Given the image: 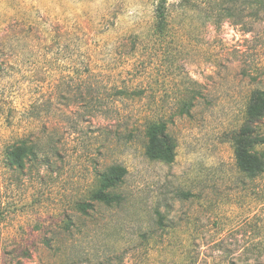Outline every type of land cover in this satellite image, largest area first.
<instances>
[{
	"label": "rangeland",
	"instance_id": "obj_1",
	"mask_svg": "<svg viewBox=\"0 0 264 264\" xmlns=\"http://www.w3.org/2000/svg\"><path fill=\"white\" fill-rule=\"evenodd\" d=\"M158 3L0 0V151L39 133L59 153L23 170L0 155V264H171L182 250L196 264H264V174L240 173L232 143L250 95L264 90V0H167L162 37L152 32ZM54 27L62 37L48 40ZM95 78L108 112L92 115L72 95ZM115 89L127 94L112 101ZM151 120L167 123L172 163L144 154ZM258 132L264 154V118ZM111 165L127 170L119 200L81 214ZM158 212L174 226L169 253L141 239L160 241Z\"/></svg>",
	"mask_w": 264,
	"mask_h": 264
},
{
	"label": "trees",
	"instance_id": "obj_2",
	"mask_svg": "<svg viewBox=\"0 0 264 264\" xmlns=\"http://www.w3.org/2000/svg\"><path fill=\"white\" fill-rule=\"evenodd\" d=\"M166 3L167 0H159L158 5L155 8L154 23L152 32L158 37H162L166 33ZM47 34L53 32V36L50 39H57V30L54 27L50 28ZM56 34V35H55ZM56 37V38H55ZM77 40H82L78 36L75 37ZM6 39L0 40V45L4 43ZM4 72V67L0 62V78ZM89 72V69H88ZM91 75L94 76L93 71ZM2 79V78H1ZM94 84L88 86L86 93L83 94L81 90L76 89L73 91L72 100L73 104L81 106L86 112L95 115L99 113H107L105 109L106 102L104 100V87L102 82L99 84L97 79H94ZM71 89L67 90L66 94H71ZM127 91L124 89H115V91L108 94V97L112 99L115 96H125ZM28 103H24L23 106L29 108L36 104V97H33ZM62 99L68 97L63 95ZM70 102V101H68ZM192 106V100L183 102L180 114H189ZM16 106L10 105L8 107V115L6 121L9 120L8 116H14L13 111H16ZM25 108V107H24ZM28 108V109H29ZM3 108L0 106V114ZM264 118V90L254 91L245 106L243 113V122L240 128L234 133L232 137V143L234 145V157L235 164L240 173L249 179H257L264 174V154L259 150V145L263 141L261 135L258 132V125ZM145 146L144 154L150 160H156L164 163H172L176 155V142L174 138L168 133L167 123L164 120H151L148 121L144 129ZM53 136L49 135L45 139L44 134H35L33 137H25L17 142L8 143L4 145L0 151V155H8L10 161L7 166L16 168L17 170H23L26 164L36 163L38 161L37 155H59L57 146L55 145ZM127 170L121 165H111L104 171L98 173L97 176V187L90 196V202H79L76 205L77 210L85 215L93 209L92 202H101L106 205H111L119 200V196L113 193V190L123 181ZM157 224L162 234H160L158 242L154 239L153 233H143L141 235L142 241L145 245L154 250L157 248L158 243L163 244L164 251L172 252L165 240V236L168 235L169 231L174 229L171 222L167 220L162 214L158 212ZM70 224H66L65 228L70 229ZM154 240V242L152 241ZM156 240V241H155ZM166 243V244H165ZM167 254V253H165ZM107 264L111 263V259H106ZM197 259L195 255L181 251L175 253V257L171 258V264H196ZM103 263V262H102ZM101 263V264H102ZM126 264V263H123Z\"/></svg>",
	"mask_w": 264,
	"mask_h": 264
}]
</instances>
